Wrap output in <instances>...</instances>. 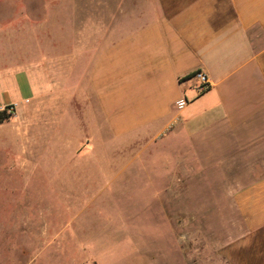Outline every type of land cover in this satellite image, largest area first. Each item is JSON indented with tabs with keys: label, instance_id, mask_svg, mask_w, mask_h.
<instances>
[{
	"label": "crops",
	"instance_id": "1",
	"mask_svg": "<svg viewBox=\"0 0 264 264\" xmlns=\"http://www.w3.org/2000/svg\"><path fill=\"white\" fill-rule=\"evenodd\" d=\"M61 1L28 8L18 0V15L10 22L0 18V37H9L11 27L25 42L37 37L34 30L41 31L46 10L80 15L79 24L50 39L56 54L45 56L36 44L21 66L0 64V108L13 110L2 123L10 124L12 142L22 148L44 143L67 127L60 118L71 102L73 117L83 127L76 151L98 131L105 130L114 141L145 126L148 134L142 128L141 135L117 142L131 147L163 132L165 151L175 157V167L185 169L187 157L200 158V141L207 139L214 149L206 166L243 168L229 179L237 184L224 196L239 216L234 228L240 232L220 245L218 255L226 264H264V0ZM196 71L208 79V88L198 95L193 87L199 82L191 77ZM75 72L82 88L66 91L64 83ZM182 97L188 103L177 108ZM95 142L94 136L88 145ZM164 186L163 199L169 203L176 197L178 209L184 206V174H165ZM166 202L159 201L164 214L169 212ZM166 221L167 235L160 237L167 243L171 222ZM136 253L129 252L131 264L140 262ZM184 260L183 253L181 264Z\"/></svg>",
	"mask_w": 264,
	"mask_h": 264
},
{
	"label": "rangeland",
	"instance_id": "2",
	"mask_svg": "<svg viewBox=\"0 0 264 264\" xmlns=\"http://www.w3.org/2000/svg\"><path fill=\"white\" fill-rule=\"evenodd\" d=\"M54 1L24 0L28 8L41 3L50 7ZM67 1L74 0L61 3ZM16 4L1 0L0 18L10 22L18 15ZM45 14L43 30H34L36 38L23 42L22 34H13L11 27L9 37H0V64L21 66L24 58L25 63L31 58L36 44L45 56L56 54L49 43L52 36L79 24L75 20L80 15L50 10ZM91 17L96 19L93 13ZM77 76L79 72L65 81L66 91L82 88L76 85ZM75 107L66 103L60 120L67 127L50 134L36 148L32 142L25 148L13 143L10 124L0 125V264H131L129 252L135 250L138 264H181L183 253L184 264H226L217 251L240 232L234 228L240 219L224 196L237 184L229 179L237 178L243 168L206 166V157L214 149L207 139L200 141V158L187 157L185 169L175 167V157L165 151L163 132L131 147L117 142L146 134L145 126L129 130L115 142L105 130L98 131L76 151L83 127L73 117ZM177 119L175 113L173 120ZM94 136L96 142L88 145ZM173 172L185 176V203L179 209L176 197L167 203L160 192L165 174ZM161 198L168 213L159 205ZM167 217L171 229L166 243L161 234L167 235ZM143 245L148 246L142 252Z\"/></svg>",
	"mask_w": 264,
	"mask_h": 264
},
{
	"label": "built area",
	"instance_id": "3",
	"mask_svg": "<svg viewBox=\"0 0 264 264\" xmlns=\"http://www.w3.org/2000/svg\"><path fill=\"white\" fill-rule=\"evenodd\" d=\"M191 77L196 78L199 82L198 84H195L193 87L197 95L204 92L208 88V79L203 72L196 71L195 73H193ZM187 103H188V99L182 97L175 102V105L177 108H182ZM3 109H6V111L10 113L13 111L11 106H4L0 108V110H3Z\"/></svg>",
	"mask_w": 264,
	"mask_h": 264
},
{
	"label": "trees",
	"instance_id": "4",
	"mask_svg": "<svg viewBox=\"0 0 264 264\" xmlns=\"http://www.w3.org/2000/svg\"><path fill=\"white\" fill-rule=\"evenodd\" d=\"M12 112H7L6 109L0 110V123L8 120L11 117Z\"/></svg>",
	"mask_w": 264,
	"mask_h": 264
}]
</instances>
